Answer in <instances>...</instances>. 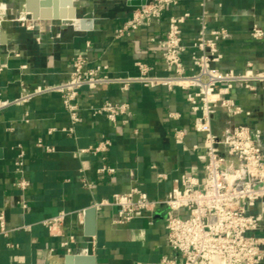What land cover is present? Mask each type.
Returning a JSON list of instances; mask_svg holds the SVG:
<instances>
[{
    "label": "crops",
    "instance_id": "0c3cea01",
    "mask_svg": "<svg viewBox=\"0 0 264 264\" xmlns=\"http://www.w3.org/2000/svg\"><path fill=\"white\" fill-rule=\"evenodd\" d=\"M27 1L0 0V63L9 64L0 74L3 99H15L40 85L66 82L72 59L78 55L88 60L89 67L108 66L112 76L136 75L139 61L159 75H169L172 71L164 65L160 45L169 16L191 14L182 27L183 41L189 46L197 37L195 17L201 13L198 1L182 0L160 22L116 39L115 30L128 18L115 11L121 0H72L67 14L74 9L76 17H96L83 27L64 26L62 20L54 19L55 7L45 5L48 0H35L37 15L26 10ZM57 9L61 12L63 7ZM206 9L209 28L227 30L220 43L223 59L218 67L236 73L250 67L254 74L264 73V36L252 37L254 27L264 33V0H208ZM48 13L51 17H46ZM184 62L190 66L189 54ZM232 96L250 116L232 118L219 111L213 117V130L228 137L237 124L248 125L264 163V85H258L256 92L236 85ZM105 101L128 103L133 115L115 124L93 115L92 109ZM77 103L81 121L73 134L65 132L71 123L57 93L0 113V212L4 211L13 229L8 237L0 235V264H66L69 254L60 243L68 235L76 237L71 254L91 251L97 264H161L163 257L174 255L167 241L164 208L158 209L152 223L142 215L126 226L114 223L116 208L96 210V234L91 241L85 234V215L80 213L133 187L152 200H161L182 175L203 177L206 155L202 149H193L202 144L203 136L193 129L195 116L185 92L178 87L141 85L122 91L104 85L81 90ZM178 130L183 131V140L175 137ZM103 141L111 143L106 151L83 152ZM18 145L26 153L25 177L30 186L25 192L16 187ZM48 147L54 151H47ZM103 163L115 172L99 174ZM161 174L168 179L159 178ZM23 201L26 209L21 207ZM254 212H264V201ZM61 213L69 214L61 227L64 236H53L44 221ZM255 235L264 238V224Z\"/></svg>",
    "mask_w": 264,
    "mask_h": 264
},
{
    "label": "built area",
    "instance_id": "2783aa9c",
    "mask_svg": "<svg viewBox=\"0 0 264 264\" xmlns=\"http://www.w3.org/2000/svg\"><path fill=\"white\" fill-rule=\"evenodd\" d=\"M181 1L156 0L143 10L134 12L115 30V38L129 37L143 25L160 22L165 13L177 7ZM195 1L199 2L201 13L195 17L198 23L197 37L189 46L183 41L182 27L192 17L191 14L186 12L168 18V30L160 45L164 65L172 71L171 74L159 75L151 65L139 61L135 63L136 75L112 76L108 66L89 67L88 60L78 55L72 59L66 82L40 85L12 100L0 96V113L27 104L36 97L57 93L62 98L71 123L65 132L73 134L81 121L77 99L83 89L92 91L104 85L118 86L122 91H128L134 85L150 89H182L195 116L193 129L203 136L202 144L193 147L194 150L202 149L206 155L203 177L182 175L173 182L167 197L161 200H152L146 192L133 187L126 193H116L109 200L95 203L92 208H116L114 223L119 226H126L142 215L148 216L152 223L158 209L164 208L167 241L174 255L163 257L161 264H261L264 260V238L255 234L264 224V212H254L264 201L261 150L253 140L248 125L237 124L228 137H221L214 132L212 121L219 111L232 118L250 116L235 101L232 91L236 85H243L248 91L256 92L258 85H264V73L254 74L250 67L244 73L226 72L218 67L223 59L220 43L227 30H211L206 9L208 0ZM263 36L260 28H253L254 39H262ZM187 54L190 66L184 62ZM8 68L7 62L0 63V74ZM25 68V65L22 66V69ZM92 113L104 116L114 124L120 118H125L127 122L133 115L128 103L115 104L110 101L92 109ZM175 137L183 140V131H176ZM110 145L109 141H103L83 152L96 155L106 151ZM38 146H42L41 141ZM16 148L14 165L20 176L16 187L25 192L30 186L25 177L26 153L21 145ZM47 151L54 149L48 147ZM97 172L113 174L115 169L103 163ZM159 178L167 180L168 175L161 174ZM21 207L26 209L24 201ZM180 211H186V216L178 215ZM68 215L61 213L44 221V225L53 236H64L61 227ZM84 215L85 211L80 213V216ZM12 231L4 211H1L0 235L8 237ZM75 243L76 237L68 235L60 246L70 255Z\"/></svg>",
    "mask_w": 264,
    "mask_h": 264
},
{
    "label": "water",
    "instance_id": "95a60500",
    "mask_svg": "<svg viewBox=\"0 0 264 264\" xmlns=\"http://www.w3.org/2000/svg\"><path fill=\"white\" fill-rule=\"evenodd\" d=\"M156 0H121L118 5L115 6V11L120 12L126 16H131L134 12L141 11L145 7L153 4ZM35 0H28L26 10L28 12H34L37 15V10L34 8ZM47 6L54 5V19L62 20L64 26L79 27L85 25L89 19H95L93 14H86L82 17H76L74 9L70 10V14H67L68 7L72 5V0H48ZM63 7L61 12H58L57 7ZM46 17H51L50 13ZM253 138V136H252ZM254 140V139H253ZM95 216L96 210L92 207L85 210V234L90 241L96 234L95 230ZM66 264H97L95 255L89 251L85 255H68L66 257Z\"/></svg>",
    "mask_w": 264,
    "mask_h": 264
},
{
    "label": "bare ground",
    "instance_id": "6f19581e",
    "mask_svg": "<svg viewBox=\"0 0 264 264\" xmlns=\"http://www.w3.org/2000/svg\"><path fill=\"white\" fill-rule=\"evenodd\" d=\"M93 239V238H92Z\"/></svg>",
    "mask_w": 264,
    "mask_h": 264
}]
</instances>
